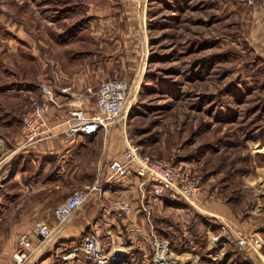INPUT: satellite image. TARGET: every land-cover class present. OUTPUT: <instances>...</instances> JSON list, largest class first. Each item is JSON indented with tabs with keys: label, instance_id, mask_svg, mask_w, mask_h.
I'll list each match as a JSON object with an SVG mask.
<instances>
[{
	"label": "rangeland",
	"instance_id": "374dc122",
	"mask_svg": "<svg viewBox=\"0 0 264 264\" xmlns=\"http://www.w3.org/2000/svg\"><path fill=\"white\" fill-rule=\"evenodd\" d=\"M80 70L94 76L79 91L134 81L118 144L123 136L141 154L184 164L201 189L223 184L244 200L242 212L254 192L243 180L252 182L261 212L249 228L264 222V0H0V119L16 129L40 82L77 90L70 79ZM94 100L90 93L86 104ZM162 211L152 223L169 240L168 264H264V229L251 234L259 248L251 259L232 242L209 249L197 219ZM210 225L217 234L220 222ZM125 227L112 230L125 253L108 264H154L151 241Z\"/></svg>",
	"mask_w": 264,
	"mask_h": 264
},
{
	"label": "crops",
	"instance_id": "0c3cea01",
	"mask_svg": "<svg viewBox=\"0 0 264 264\" xmlns=\"http://www.w3.org/2000/svg\"><path fill=\"white\" fill-rule=\"evenodd\" d=\"M71 76V85L80 90L92 84L90 77L94 75L80 70ZM64 113L63 107L49 109L53 134L30 146L21 145L20 121L13 129L10 121L0 119V222H11L5 230H0V264H93V261L87 260L82 248L84 233L92 228L102 229L114 243L112 230H121L124 223L133 236L143 234L150 240L151 234L156 233L169 243L168 238L161 235V228L158 231L152 223V218L165 208L173 209L180 214L179 218H187L186 221L191 223L198 220L200 225L195 227L200 229L203 226L205 240H211L209 249L215 241L223 243L221 248L232 242L245 255L254 258V253H247L234 243L231 232L234 228L245 227L249 230L242 229L247 233L257 234L264 229V222L249 228L261 212L259 189L254 188L252 182L243 180L242 190L245 187L254 191L253 205L250 204L252 208L247 206L244 212V200L234 201L235 195L224 191L223 184H205L197 204L192 206L187 203L194 208L190 211L185 206L174 204L175 201L153 197L148 193L149 186L133 172L123 178L109 179L106 162L121 159L124 146L123 136L121 145L115 138L118 136L116 125L107 131L89 135L67 133L62 131ZM83 186H92L84 203L57 228L51 238L42 241L36 230L37 222L51 223L55 205ZM119 199L129 203L131 213L120 218L114 211L107 217L109 209L105 204L110 205ZM244 213L246 216H241ZM201 219L204 221L201 222ZM205 220L208 221L207 228L203 224ZM213 221L221 224L217 234L209 227ZM21 234L28 235L30 245L24 247L26 257L18 262L13 253L18 248Z\"/></svg>",
	"mask_w": 264,
	"mask_h": 264
},
{
	"label": "built area",
	"instance_id": "2783aa9c",
	"mask_svg": "<svg viewBox=\"0 0 264 264\" xmlns=\"http://www.w3.org/2000/svg\"><path fill=\"white\" fill-rule=\"evenodd\" d=\"M253 3L255 0H241ZM134 81L126 78L104 79L92 92L74 90L69 85L59 87L58 91L44 83L38 84V94L30 95L28 104L22 114L19 132L21 145L30 146L53 134L48 111L51 108H64L63 132L78 134H94L107 131L124 120L132 101V95L137 88ZM95 97L94 106L86 104L89 94ZM108 178H123L133 172L148 185V193L153 197L166 198L171 201L185 202L192 206L200 197V177L180 162L171 159L155 158L141 154L138 145L125 137L121 150V159L106 162ZM89 186L75 189L68 197L57 203L53 209V221H39L36 230L41 240H47L66 220L72 216L84 203L88 196ZM107 209H112L121 215L131 213V206L123 199L112 201ZM234 243L247 253L258 254L259 248L251 234L242 228L232 229ZM109 239V238H107ZM152 261L154 264H168L166 252L169 243L153 233L151 238ZM30 245L27 234L18 238V248L13 258L20 262L26 257L24 247ZM83 251L87 258L96 264H108L121 258L124 250L117 248L110 240L102 239L95 228L83 235Z\"/></svg>",
	"mask_w": 264,
	"mask_h": 264
},
{
	"label": "trees",
	"instance_id": "16d2710c",
	"mask_svg": "<svg viewBox=\"0 0 264 264\" xmlns=\"http://www.w3.org/2000/svg\"><path fill=\"white\" fill-rule=\"evenodd\" d=\"M175 1H177V0H175ZM174 204H176V205H179V203H178V202H174Z\"/></svg>",
	"mask_w": 264,
	"mask_h": 264
},
{
	"label": "bare ground",
	"instance_id": "6f19581e",
	"mask_svg": "<svg viewBox=\"0 0 264 264\" xmlns=\"http://www.w3.org/2000/svg\"><path fill=\"white\" fill-rule=\"evenodd\" d=\"M168 252H166V254H165V256H166V259H167V256H168V254H167ZM168 261V260H167Z\"/></svg>",
	"mask_w": 264,
	"mask_h": 264
}]
</instances>
